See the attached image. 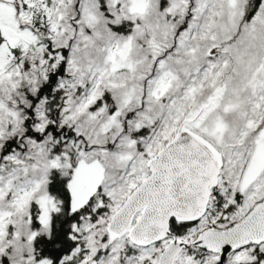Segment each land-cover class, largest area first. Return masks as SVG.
<instances>
[{
  "label": "snow or ice",
  "instance_id": "obj_1",
  "mask_svg": "<svg viewBox=\"0 0 264 264\" xmlns=\"http://www.w3.org/2000/svg\"><path fill=\"white\" fill-rule=\"evenodd\" d=\"M0 264H264V0H0Z\"/></svg>",
  "mask_w": 264,
  "mask_h": 264
}]
</instances>
